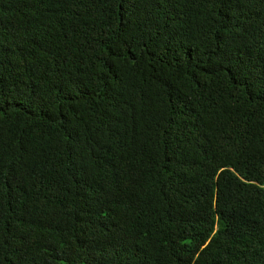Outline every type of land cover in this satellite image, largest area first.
<instances>
[{"label":"trees","instance_id":"obj_1","mask_svg":"<svg viewBox=\"0 0 264 264\" xmlns=\"http://www.w3.org/2000/svg\"><path fill=\"white\" fill-rule=\"evenodd\" d=\"M0 264H264V0H0Z\"/></svg>","mask_w":264,"mask_h":264}]
</instances>
